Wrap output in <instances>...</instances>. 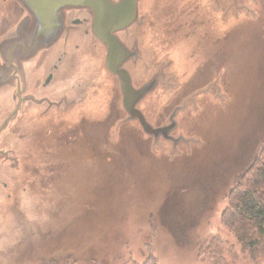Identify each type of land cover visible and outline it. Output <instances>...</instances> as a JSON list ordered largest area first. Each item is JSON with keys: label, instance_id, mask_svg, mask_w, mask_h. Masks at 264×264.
Masks as SVG:
<instances>
[{"label": "rangeland", "instance_id": "rangeland-1", "mask_svg": "<svg viewBox=\"0 0 264 264\" xmlns=\"http://www.w3.org/2000/svg\"><path fill=\"white\" fill-rule=\"evenodd\" d=\"M245 2L257 13L231 10L221 24L217 13L169 5L158 41L172 43L163 52L149 37L154 16L145 12L151 68L172 58L167 68L178 84L152 91L140 103L151 107L147 115L166 121L189 93L222 74L220 89L198 95L177 116L174 132L202 144L171 154L151 149L136 121L115 131L125 113L120 94L106 91L110 103L88 90L81 116L34 129L18 159L23 171L0 198L12 200L0 204V264H143L150 257L157 264H208L198 253L210 235L226 240L229 264H252L221 223L230 189L264 148V0ZM205 5L221 10L213 0ZM186 52L196 56L190 68Z\"/></svg>", "mask_w": 264, "mask_h": 264}, {"label": "flooded vegetation", "instance_id": "flooded-vegetation-1", "mask_svg": "<svg viewBox=\"0 0 264 264\" xmlns=\"http://www.w3.org/2000/svg\"><path fill=\"white\" fill-rule=\"evenodd\" d=\"M200 1L154 0L148 6L149 0H141L140 12H148L154 16L149 37L152 36L158 50L166 51L172 43L165 39L158 41L160 35L165 37L161 31L166 30L162 16L169 5L190 4L192 11L201 9L210 15L217 13L220 24L222 20L226 22L227 16L224 14L230 11L223 7L220 12H214L205 5L210 6L211 0H203L202 3ZM195 4L204 5L197 7ZM71 11L65 10L66 16ZM34 31L32 14L18 0H0V198L5 196L2 192L9 191L11 182L16 181L23 171L19 167L18 159L26 153L25 147L31 142L36 127L49 125L54 119L70 118L73 113L81 116L86 109L87 100L84 95L88 90L91 97L100 95L101 104L103 101L110 103L112 96L121 94L117 76L106 66L105 50L100 41H94L92 49L82 58L66 63L64 55L56 50L62 40H57L53 45L42 46L35 54L26 55L27 50H20L35 45ZM192 57L196 56L192 52H186V68L193 64L190 61ZM103 91L111 92L112 98L104 96ZM148 95L142 100L143 103ZM117 103H120V98ZM141 108L151 122L161 123L162 119L157 122L154 116L147 115L146 105ZM181 146L186 144H178L177 152L181 151ZM163 147L171 153L172 142L162 139L154 149ZM11 201L0 200V204Z\"/></svg>", "mask_w": 264, "mask_h": 264}, {"label": "water", "instance_id": "water-1", "mask_svg": "<svg viewBox=\"0 0 264 264\" xmlns=\"http://www.w3.org/2000/svg\"><path fill=\"white\" fill-rule=\"evenodd\" d=\"M18 1L30 11L35 22V45L20 48L27 50L26 55L35 54L42 46L53 45L57 40H62L56 50L64 55L66 63H70L87 54L94 41L103 44L106 66L119 80L120 105L125 113L115 122V131L124 123L136 121L143 132L152 137L153 148L162 139L170 140L171 154L177 152L180 143L188 147L198 141L202 144L200 137L183 132L174 133L179 125L177 116L187 108L189 102L196 103L198 95L211 91L213 87L220 89L222 74L189 93L179 105L172 108L166 121L160 124L151 122L139 106L141 101L159 86H164L169 92L178 84L171 77L174 73L171 74L168 69L174 62L172 58L151 68L156 63L153 62V51L145 50L144 46L148 15L140 12L141 0ZM213 7L233 10L235 16L241 12L257 13L247 6L245 0H213ZM65 10H72L71 14L66 16ZM76 10L78 12L75 13ZM224 15L227 16V12Z\"/></svg>", "mask_w": 264, "mask_h": 264}, {"label": "trees", "instance_id": "trees-1", "mask_svg": "<svg viewBox=\"0 0 264 264\" xmlns=\"http://www.w3.org/2000/svg\"><path fill=\"white\" fill-rule=\"evenodd\" d=\"M221 223L235 235L250 262L260 264L264 257V148L230 189ZM225 242L220 235H210L199 250V258L208 264H229L223 255ZM143 264L157 262L150 257Z\"/></svg>", "mask_w": 264, "mask_h": 264}]
</instances>
